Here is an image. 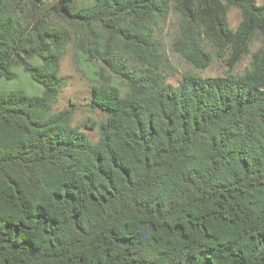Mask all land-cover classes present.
<instances>
[{
    "label": "trees",
    "instance_id": "obj_1",
    "mask_svg": "<svg viewBox=\"0 0 264 264\" xmlns=\"http://www.w3.org/2000/svg\"><path fill=\"white\" fill-rule=\"evenodd\" d=\"M171 16L173 51L224 76L164 81ZM70 46L99 64L96 143L54 110ZM17 70L43 91L0 90V264H264V4L0 0V80Z\"/></svg>",
    "mask_w": 264,
    "mask_h": 264
},
{
    "label": "rangeland",
    "instance_id": "obj_2",
    "mask_svg": "<svg viewBox=\"0 0 264 264\" xmlns=\"http://www.w3.org/2000/svg\"><path fill=\"white\" fill-rule=\"evenodd\" d=\"M256 1L259 5L264 4V0ZM228 18L231 28L236 29L241 20L240 11L237 8H231ZM178 35V21L175 16H171L156 34L157 40L161 45L163 60L162 67L158 73L167 84L175 87L189 73L203 77H217L226 74L225 61L217 58L211 49L213 57L211 65L204 71L194 69L172 49V43ZM260 45L261 36L257 35L250 45V53L255 52ZM249 59L250 56L246 57L236 68V74L244 72ZM99 63L101 62L99 61ZM130 65L143 70L139 66ZM98 68V63H95V61H84L80 53H76L74 48L70 46L60 64V75L66 77L68 81L62 89L58 103L54 106L55 111L73 109V125L79 127L93 143H96L99 139V124L106 120L105 114L92 104L93 87L99 85V77L98 75H93V71L98 70ZM103 73L106 77L112 79L113 82L120 81L110 68H106ZM0 90L5 92L20 91L32 96H40L43 91L42 87L32 81L30 76L22 70L16 71V78L13 80L1 79Z\"/></svg>",
    "mask_w": 264,
    "mask_h": 264
}]
</instances>
